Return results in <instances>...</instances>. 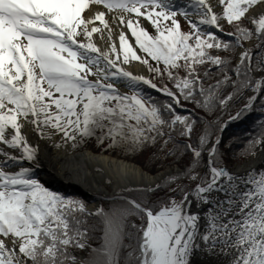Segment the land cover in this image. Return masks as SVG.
Returning a JSON list of instances; mask_svg holds the SVG:
<instances>
[{
    "label": "snow or ice",
    "instance_id": "6c2138e0",
    "mask_svg": "<svg viewBox=\"0 0 264 264\" xmlns=\"http://www.w3.org/2000/svg\"><path fill=\"white\" fill-rule=\"evenodd\" d=\"M258 5L264 0H0V264H264V168L236 175L221 166L220 137L210 125L197 133V120L178 110L191 103L211 112L247 92L230 120L257 101L264 107ZM225 22L228 41L216 34ZM236 48L235 63L215 54ZM133 61L167 83L126 70ZM142 86L168 101L158 104ZM90 140L127 152L156 148L187 166L139 200L89 211L34 170L40 141L75 150ZM257 148L264 151V134L247 154ZM181 178L194 188H173ZM165 189L181 198L160 197Z\"/></svg>",
    "mask_w": 264,
    "mask_h": 264
},
{
    "label": "trees",
    "instance_id": "16d2710c",
    "mask_svg": "<svg viewBox=\"0 0 264 264\" xmlns=\"http://www.w3.org/2000/svg\"><path fill=\"white\" fill-rule=\"evenodd\" d=\"M226 23V22H225ZM246 27H251L246 22ZM206 31H213L216 30L208 29ZM224 31L228 32L231 31V28L224 29ZM216 34L224 41L231 40L232 38L225 35H221L218 32ZM246 43V42H245ZM244 43V44H245ZM237 48L234 52H219L215 54H219L221 56H226L229 59L235 63V53ZM162 66V65H161ZM213 76L209 77L207 83H214L215 81V69L213 70ZM150 79L153 80V83L157 84L158 87L163 86L167 83V78L165 77L164 80H160L158 78H154V74L150 76ZM171 87V85H168ZM145 93L148 96H151L155 99V101L158 104H163L168 101V97L163 96L161 93L154 91L151 88H148L147 86H142ZM231 91V89L225 90L223 93L224 95H227V92ZM245 94H242L240 96L234 97L231 101V105L227 106V108L224 111H220L221 108L217 107L211 112H206L202 109L196 108L191 103H185L184 109H178L181 111L182 114L188 115L190 114L192 117H194L197 120V133H199L206 125H210V131L213 133V138L216 137V135L220 132V126L222 121L226 120L230 116H232L238 109L245 105L247 99H243L245 97ZM234 103H238L237 105H233ZM233 105V108H232ZM211 119H214L213 121ZM224 126V132L221 136V146L219 148V160L218 163L221 166L229 167L231 166V163L234 161L239 160H246L251 154H247L248 150V142L252 139H256L260 137L262 134H264V107H262L261 103L257 101V103L254 105L253 109L251 111L245 112L239 119L232 120L230 122H227ZM195 140V136L193 137ZM94 150L102 151L106 154H109L111 156L115 155V151L112 148H93ZM119 154L117 155L118 158H122L127 161H131L134 163L139 164L145 171L148 173L154 174L157 171L163 170V168H168L173 166H176L178 169L185 168L187 166V158L186 157H168L167 159L164 158L163 153H160L157 151L156 148H146L143 152H130L129 154L123 153L122 150L118 149ZM205 160V159H204ZM204 167L205 165L201 163L200 167L197 169L201 174L204 173ZM172 173V172H171ZM180 173H172V174H181ZM195 181H189L188 179L181 178L176 181L172 185L173 188H176L177 185H180L187 190H189L192 186L195 185ZM144 189V188H143ZM142 189H128L124 191H119L117 193V196L112 197H105L100 199V206L101 208H109L111 206V202L113 200H119L121 197L124 198H136L141 199L142 198ZM165 192H168L169 195L176 196L177 199H180V196L177 193H172L170 190L165 189L164 191H160L158 195L160 197L165 196ZM66 196H72L75 198H78L82 200L77 195H66ZM152 201H155L157 197L152 196L149 197ZM83 201V200H82ZM135 220V218H133ZM137 224H139V220H135ZM99 232H97L94 235L93 242L95 243L96 240H98Z\"/></svg>",
    "mask_w": 264,
    "mask_h": 264
},
{
    "label": "bare ground",
    "instance_id": "6f19581e",
    "mask_svg": "<svg viewBox=\"0 0 264 264\" xmlns=\"http://www.w3.org/2000/svg\"><path fill=\"white\" fill-rule=\"evenodd\" d=\"M215 4V0H210ZM216 10V9H215ZM255 14H264V6H256ZM250 25V24H249ZM252 27V26H251ZM98 46L103 47V43L96 39ZM241 51V49H240ZM239 51V52H240ZM126 70L135 75L147 76L146 68L137 61L125 65ZM33 143H36V137H31ZM40 159L39 168L41 173L46 172L50 177L58 178L59 182L71 181L84 185L85 187L96 190H106L108 192L119 190L129 184H150L156 180L155 176L140 169L138 166L120 160L102 151L94 150L92 147L80 146L73 150L71 147L56 149L51 143L40 141ZM261 152L257 149V154L242 161L239 164L231 165L229 169L236 175L244 174L256 167V162L260 159ZM262 160V159H261ZM99 167V170L97 169ZM166 170H168L166 172ZM180 173L177 167L163 169L160 176L171 172ZM174 172V173H175ZM47 178V177H45ZM165 178V177H164ZM99 179V180H98ZM104 182H101L103 181ZM48 182L47 180H45ZM53 184V182H50ZM128 190V189H127ZM88 209H93V201L86 203Z\"/></svg>",
    "mask_w": 264,
    "mask_h": 264
},
{
    "label": "water",
    "instance_id": "95a60500",
    "mask_svg": "<svg viewBox=\"0 0 264 264\" xmlns=\"http://www.w3.org/2000/svg\"><path fill=\"white\" fill-rule=\"evenodd\" d=\"M219 34H226V33L219 32ZM239 51H240V48H238L237 49V52H236V57L237 58H238ZM146 78H149V77L146 76ZM227 121H231L230 118ZM225 122L226 121H223V123H222L223 131H224V123ZM223 131L220 132L219 136H221V134L223 133ZM260 152H261V157L256 162V167H255L257 169L264 168V151H261L260 150ZM204 159L205 160L207 159V154L204 155ZM120 160H122V159H120ZM123 161H126V160H123ZM126 162L131 163V164H134V163L129 162V161H126ZM134 165L138 166L137 164H134ZM138 167L140 168V166H138ZM226 168L231 172V170L228 167H226ZM97 169L99 170V167ZM41 170L42 169H40L39 166L36 167L35 170H34V175H35L36 178H38L40 181H42V183L46 187H48L50 190L55 191V192H58V193L63 194V195H77L81 199H83V201L85 202V205L90 200H92L93 201V205H94V208L93 209H88V207L86 205V208L89 211H94L95 209H97V208L100 207V199L101 198H105L106 196L107 197L117 196V193L119 191H124V190H127V189L146 188L148 186H151V185L156 184L157 182H159L160 180H162L164 177H166V174L163 175V176H160V174L162 173V170H161V171H158V172H156L154 174H151V175L155 176L156 180H154L150 184H141V183L129 184V185L125 186V187L120 188L119 190H113V191L108 192L106 190H96V191H93L92 189L95 188L94 186H92V188H88V187H85L84 185H80L78 183H74V182L67 181V180L66 181H63V182H59L58 181V178H56V177L55 178L54 177H50L49 175H47L46 172L40 174L39 172H41ZM167 171L168 170H166V172ZM241 175H243V174H241ZM45 177H47V178H45ZM45 180H47L48 182H46ZM50 182H53V184L50 183ZM101 182H104V180L101 181ZM192 188H194V187H192ZM195 210H196L195 209V204H193V211H195ZM199 259H203V257L201 256V257H199Z\"/></svg>",
    "mask_w": 264,
    "mask_h": 264
},
{
    "label": "rangeland",
    "instance_id": "374dc122",
    "mask_svg": "<svg viewBox=\"0 0 264 264\" xmlns=\"http://www.w3.org/2000/svg\"><path fill=\"white\" fill-rule=\"evenodd\" d=\"M216 11H220V9L219 8H217L216 9ZM179 18V20H180V23H181V25H182V28H183V30L185 31V32H187V31H189V25H188V23H187V21L186 20H184L183 19V17H178ZM248 25H249V23L247 22V21H245ZM228 28H230V26L229 25H227V23H224V29H228ZM150 30V32L152 31L151 29H149ZM154 34V33H153ZM254 45H255V40H253V41H248V42H246L245 44H244V48H248V47H250V46H253L254 47ZM238 49V48H237ZM236 52H237V50H236ZM141 55H143V54H141ZM235 59H237V57H236V53H235ZM150 63H152L153 65H155V62H153V61H151L150 60ZM144 66V65H143ZM145 68H146V70H147V76L148 77H150L153 73H150L149 71H148V69H147V67L146 66H144ZM252 93L251 92H247L246 94H245V97H243V99H247V96H250ZM232 101H229V103H228V105L227 106H230ZM238 103H234L233 105H237ZM233 105H232V108H233ZM227 106L226 107H224V108H221V110L220 111H224L226 108H227ZM244 107V105L243 106H241L239 109H238V111L240 110V109H242ZM238 111H236L232 116H234ZM231 117V116H230ZM229 117V118H230ZM229 118H227L226 120H224V121H226L225 123H224V126H225V124L227 123V122H230V121H227ZM212 121L214 120V119H211ZM232 121V120H231ZM222 123H223V121H222ZM222 123H221V126H220V128H222ZM220 132H221V129H220ZM220 132L216 135V137L218 136V137H220V139H221V136H222V134H221V136H219V134H220ZM224 132V131H223ZM82 147L83 146H88V147H92V148H99V149H104V148H107V143H105V144H103V145H98L97 143H96V141L95 140H90V141H88L86 144H84V145H81ZM118 149L119 148H117V149H114V151L116 152L115 153V155H113V157H117V155L119 154V152H118ZM122 150V149H121ZM123 153H126V154H129L130 152H127V151H124V150H122V154ZM257 154V149L255 150V155ZM255 155H250L249 157H253V156H255ZM248 157V158H249ZM118 158V157H117ZM247 158V159H248ZM122 159V158H121ZM124 160V159H123ZM127 161V160H126ZM242 161H244V160H242ZM241 160H239V161H234V162H232L231 163V165L233 166V165H236V164H239V163H241L242 162ZM129 162H131V161H129ZM132 163H134V162H132ZM134 164H137V163H134ZM138 166H140L139 164H137ZM173 167H176V166H171V167H168V168H163V169H169V168H173ZM229 167H231V166H229ZM140 168L141 169H143L141 166H140ZM144 170V169H143ZM181 170V172H182V170H183V168H181L180 169ZM145 171V170H144ZM161 171V170H160ZM147 172V171H146ZM158 172V171H157ZM175 172V171H174ZM174 172H172V173H174ZM156 173V172H155ZM172 173H169V174H172ZM176 173V172H175ZM151 174V173H150ZM168 174V175H169ZM167 175V176H168ZM164 179V178H163ZM162 179V180H163ZM162 180H160L159 182H157V183H160ZM195 186V185H194ZM194 186H192V187H194ZM191 187V188H192ZM190 188V189H191ZM135 189H143V188H135ZM189 189V190H190ZM107 197V196H106ZM181 198V197H180ZM99 208H101V206L99 207Z\"/></svg>",
    "mask_w": 264,
    "mask_h": 264
}]
</instances>
